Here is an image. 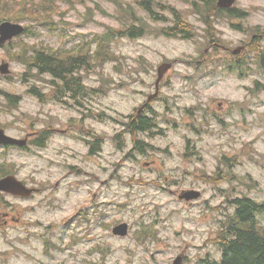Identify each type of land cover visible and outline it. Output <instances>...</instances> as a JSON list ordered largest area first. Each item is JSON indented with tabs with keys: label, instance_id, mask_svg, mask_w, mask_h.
<instances>
[{
	"label": "rangeland",
	"instance_id": "obj_1",
	"mask_svg": "<svg viewBox=\"0 0 264 264\" xmlns=\"http://www.w3.org/2000/svg\"><path fill=\"white\" fill-rule=\"evenodd\" d=\"M115 1L56 0L57 32L43 29L46 42L73 50L80 40L86 43L111 26L118 28L110 17L124 3L132 6L129 11L136 17L130 25H139L138 19L144 16L146 34L119 38L114 59L97 64L93 58L99 43L89 45L90 58L80 75L94 89L91 98L77 101L66 95L61 97L66 99L65 106L52 99L40 104L25 91L23 114L11 118L5 112L13 110L0 96V128L20 139L33 130L51 129L55 136L48 147L4 151L2 168L45 188L60 182L54 194L28 201L10 198L18 216L14 217L22 225L28 224L29 230L20 232L25 230L23 226L0 231V251L7 252H0V264H175L173 258L182 253L188 255L185 264H196L206 250L218 252L221 239L216 228L234 215L235 198L264 200V88L259 91L263 96L255 95L257 78L262 77L257 53L249 50L245 55L252 61L251 73L228 76L220 68L231 60L232 53L200 50L205 44V25L187 2L164 0L183 9L197 25L200 34L193 39L164 35L161 28L165 23L153 20L136 0H117L122 6ZM236 4L250 11L244 20L219 14L214 20L225 34L224 43L231 46L240 44L246 26L264 30V0ZM159 12L168 20L174 17L166 8ZM26 39L38 40L33 36ZM217 56L221 58L211 61ZM4 60L10 61L2 48L0 65ZM165 62L174 64L162 73L160 97L141 113L158 118V127L134 132L129 127L131 118L155 93L158 69ZM10 68L13 78L0 75V87L23 92L38 86L51 92L44 79L36 83L22 79L21 63L11 61ZM42 78L52 76L43 73ZM228 109L236 119L235 127L229 122ZM97 139L101 147L95 157L106 156L98 161L102 170L106 166L108 179L101 185L93 173L85 175L95 179L91 192L101 190L97 202L110 203L70 229V220L80 214L84 197L77 181L86 178L68 171L61 174L74 164L94 171L97 161L84 154L88 151L85 141ZM71 170L82 173L78 166ZM57 174L60 180L54 178ZM98 175L103 176L102 172ZM188 190L200 194L188 201ZM123 222L130 225L129 235L115 236L111 228ZM150 230L153 234L147 236Z\"/></svg>",
	"mask_w": 264,
	"mask_h": 264
},
{
	"label": "trees",
	"instance_id": "obj_2",
	"mask_svg": "<svg viewBox=\"0 0 264 264\" xmlns=\"http://www.w3.org/2000/svg\"><path fill=\"white\" fill-rule=\"evenodd\" d=\"M194 4L195 10L200 12L201 18L206 22H211L213 15L239 16L244 10L233 8L225 11L217 6V0H183ZM116 4L122 6L117 0ZM155 21L165 19L159 10L167 8L163 0H136ZM57 7L56 0H14L10 4L8 0H0V21L10 18L16 21L27 22L29 29L27 36L33 35L36 40L30 42L21 39L15 42L14 46L7 49L10 59L21 63L24 66L22 79L27 80L37 71L40 73H50L55 78H60L67 84H73L75 79L72 76L74 72L80 70L90 58V44H87L83 51L78 49L65 50L46 42L43 37V29H50L52 32L57 30V19L54 18V8ZM132 6L127 3L119 10L118 14L113 13L114 20L118 28L111 26L109 30L96 34L93 42L99 43L98 49L94 55L96 63L101 65L106 61L114 59L117 55L116 43L124 35L140 36L146 34L148 22L142 15L138 21L130 25L131 20L135 19L134 12L129 11ZM242 12H241V11ZM174 24L164 26V32L168 35L191 36L195 31V24L191 22L181 11L174 10ZM228 13V14H225ZM117 14V15H116ZM231 16V17H232ZM235 18V17H234ZM238 18V17H237ZM211 28H214L211 23ZM243 51L242 53H244ZM241 55V54H240ZM219 59V58H217ZM213 59L212 61H214ZM261 67L264 71V57L261 60ZM243 68H251L245 53L236 65H231L232 71L239 70L243 75ZM79 80H76L78 82ZM139 115H133L129 124H131ZM153 120L147 117H140L134 126L138 130H147L151 128ZM237 211L230 221L228 227H231L232 235L228 241L220 238V243L224 249L223 259L220 264H264V224L258 221V213L264 214V203L260 204L249 198H239L236 200ZM147 231V229H145ZM150 230L147 236L152 235ZM219 264V263H217Z\"/></svg>",
	"mask_w": 264,
	"mask_h": 264
},
{
	"label": "flooded vegetation",
	"instance_id": "obj_3",
	"mask_svg": "<svg viewBox=\"0 0 264 264\" xmlns=\"http://www.w3.org/2000/svg\"><path fill=\"white\" fill-rule=\"evenodd\" d=\"M65 94H66V92H65ZM68 96H70V97L76 99L77 101H79V97L75 93H72V94H70ZM4 97H11V95L4 94ZM65 103H67V102H66V99L64 98L58 104L65 106ZM137 114L139 115L140 113L137 112L134 115L137 116ZM63 132H65V131L59 132V139L61 138V134ZM54 138H55V136L53 135V131L51 129L41 130V131H38L35 135L30 136L28 138V144H29L28 147L25 148V144L22 145V147L19 146V145L13 146V145H9V144H3V145L0 144V153H2L4 151H7V150H9L11 148H20L21 150H24V151H25V149H27V150L31 151V150H34L35 148H44L46 146V144H47V147H48L49 144L52 143ZM85 144H86V146L88 145L87 148L91 147L89 142L86 143V141H85ZM84 154L86 155V153H84ZM75 166L80 167L82 173L81 172H77L75 170H71V168H73ZM3 171H5V169H3ZM66 172L70 173V174H72L73 176H76V177H77V175H80V177L83 178L84 174L87 173V170L80 164H74V165L66 167ZM66 172H64V173H66ZM8 173H11V172H8ZM21 179L24 181V183L26 182L27 184H32V183H28L24 178H21ZM59 185H60V182L58 181L57 186H59ZM13 194L14 193H11V192H5L4 194H2L0 196V230H8V229L18 228L19 225L21 224V220L19 218H16L18 216L15 215V211L14 210H15L16 207L15 206H11L12 202L10 201V198H18V199H20V198L18 196H16V195H13ZM239 198H243V197L235 198L232 201L233 202L232 207L234 208L235 213H236L237 207H238V206L236 207V205H237L236 200L239 199ZM23 200L24 201H28L25 198ZM6 201H8V204L6 206H3V205H5ZM14 216H16V217H14ZM26 230H28V224L25 223V231ZM216 230H217V232H221L220 233V238H222L224 241H228L229 237L232 235L231 227L227 228L225 226V224L223 226H220L219 228H216ZM217 247H218L219 250H218V252L216 254H213L211 249H209V250L205 251L203 256H205V257L214 256L216 258H219V257L223 256L224 249L221 246H217Z\"/></svg>",
	"mask_w": 264,
	"mask_h": 264
},
{
	"label": "water",
	"instance_id": "obj_4",
	"mask_svg": "<svg viewBox=\"0 0 264 264\" xmlns=\"http://www.w3.org/2000/svg\"><path fill=\"white\" fill-rule=\"evenodd\" d=\"M236 0H219V5L220 6H225V7H231ZM24 31V28L22 25L18 24H13L9 21H6L0 25V43H4L8 41L9 39H12L15 35H18ZM241 49H236L234 52H239ZM164 68H160L161 75L164 72L165 69H169L172 66V63L168 64H163L162 65ZM1 70L3 72H8V65L5 64L1 67ZM3 130L0 129V137L2 136ZM8 141H14L11 138H8ZM0 188H13L18 190V192H22V189L24 188L14 177H8L7 179L0 181ZM25 189H28L25 186ZM30 192H25V195L31 194L32 189H29ZM194 196H199V194H189L188 197H194ZM129 232V225L127 223H122L116 226L114 229L115 234H119L122 236H126ZM183 261V256H179L175 260V264H181Z\"/></svg>",
	"mask_w": 264,
	"mask_h": 264
},
{
	"label": "bare ground",
	"instance_id": "obj_5",
	"mask_svg": "<svg viewBox=\"0 0 264 264\" xmlns=\"http://www.w3.org/2000/svg\"><path fill=\"white\" fill-rule=\"evenodd\" d=\"M168 93V92H167Z\"/></svg>",
	"mask_w": 264,
	"mask_h": 264
}]
</instances>
